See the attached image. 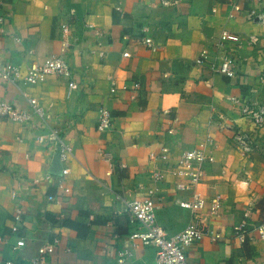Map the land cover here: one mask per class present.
Masks as SVG:
<instances>
[{"label":"crops","instance_id":"0c3cea01","mask_svg":"<svg viewBox=\"0 0 264 264\" xmlns=\"http://www.w3.org/2000/svg\"><path fill=\"white\" fill-rule=\"evenodd\" d=\"M233 1L179 0L164 8L159 0H0L2 60L17 65L23 76L32 64L59 55L71 70L68 80L49 76L35 85L0 79V100L25 109L28 98H35L72 149L64 166L69 192L62 194L42 180L51 171L53 152L36 141L37 131L0 123V264H26L54 236L60 243L43 264H116L117 251L127 248L129 234L138 229L128 222L118 197L142 199L152 187L161 198L157 223L169 236L181 231L193 213L177 200H189L192 192H177L170 176L153 184L150 175L164 169L158 159L161 146L169 148L173 163L207 133L213 138L208 152L214 162L194 192L206 200L203 216L212 198L221 199L219 216L209 226L222 231L223 239L192 244L188 264H264V241L241 244L232 236L245 212L250 227L264 219V125L256 128L230 100L264 104L257 82L264 72V26L243 14L228 19ZM224 28L232 36L227 49L236 62L231 80L214 74L209 64H194L200 49ZM249 35L259 37L256 46L243 42ZM145 37L157 50L147 48L141 41ZM68 81L75 83L73 91ZM133 82L139 83L137 91L121 89ZM101 107L112 115L105 132L96 130ZM170 126L174 136L166 131ZM237 130L256 144L246 158L233 142ZM34 180L39 186L33 187ZM50 194L59 201L49 202ZM15 208L23 210L20 222L14 220ZM19 239L26 247L15 253ZM154 257V248L139 246L131 264H154Z\"/></svg>","mask_w":264,"mask_h":264},{"label":"built area","instance_id":"2783aa9c","mask_svg":"<svg viewBox=\"0 0 264 264\" xmlns=\"http://www.w3.org/2000/svg\"><path fill=\"white\" fill-rule=\"evenodd\" d=\"M159 4L164 8H172L179 4V0H159ZM243 5H247L245 8ZM215 12V10H213ZM243 14L246 21L253 24L264 26V0H234L230 3L228 19H234L237 15ZM3 16H0V23H3ZM64 34L68 32L66 25L61 26ZM97 36L103 33L96 32ZM232 39L228 29H222L218 38L203 46L198 56L194 59V64L204 66L209 64L211 71L229 80L236 75V62L227 49V43ZM241 40V39H240ZM148 49L155 51L157 46L151 38L145 37L141 40ZM243 42L250 47L259 43V37L256 35L245 36ZM100 58H104L103 53L99 52ZM128 56V53H124ZM49 76L69 79L71 70L66 60L59 55H50L45 58L41 64H32L21 76L17 65L5 62L0 58V79L14 84L18 81L25 84L35 85L45 81ZM257 82L262 85L264 91V72L257 76ZM69 91H73L76 85L72 81L67 82ZM123 91L139 89V83L133 82L123 84ZM110 93L116 91L115 81L110 82ZM234 106L239 108L242 117L249 119L256 128L264 125V104L241 103L237 98L230 99ZM28 108H18L6 100H0V123L3 120L15 122L23 126H30L37 131L36 141L40 144H46L53 152V163L51 171L46 172L42 178L43 181L53 183L56 190L62 194H67L69 189L64 183L65 164L72 156V149L61 134V129L51 127L48 123L49 116L46 115L44 108L35 98H28ZM167 114V111H164ZM38 119L36 124L33 120ZM112 126L111 112L101 107L98 111V120L96 130L98 132L109 131ZM167 133L174 136V128H167ZM238 154L246 158L255 152V142L243 131L237 130L233 135ZM213 144L212 136L207 133L204 139L200 140L196 147L185 150L178 155L171 163L170 150L167 146H161L158 159L164 164V169L154 170L151 175L153 184L164 182L170 176L173 179V186L177 192H192L189 200H177L179 207L189 210L193 213L192 220L179 232L169 236L163 228L157 223L155 211L157 201L160 200L156 188H148L146 195L142 199H127L118 197L123 203V213L126 215L131 225H137L138 229L129 234L127 238L128 246L116 253V264H131L133 252L139 246L151 247L155 249L154 264H188L187 249L192 244L208 238L212 242L223 239L222 231L213 230L209 226L211 219L218 217L221 209V199L214 197L208 206L207 216L200 212L206 205V200L194 192L205 175V169L214 162V157L208 152V148ZM40 180L32 182L33 187L39 186ZM15 198L16 194H12ZM49 202H58L57 196L50 194L47 196ZM249 212H245L241 224L232 229V236L241 244L264 241V219L256 226L248 225ZM23 210L15 208L14 220L21 221ZM60 240L54 236L38 246L26 264H43L44 259L51 254L59 245ZM26 247L23 239H19L13 245V252H19ZM3 264H18L13 260H6Z\"/></svg>","mask_w":264,"mask_h":264},{"label":"trees","instance_id":"16d2710c","mask_svg":"<svg viewBox=\"0 0 264 264\" xmlns=\"http://www.w3.org/2000/svg\"><path fill=\"white\" fill-rule=\"evenodd\" d=\"M68 225L71 226V227H73V228H76V226L74 224H69L68 223Z\"/></svg>","mask_w":264,"mask_h":264}]
</instances>
